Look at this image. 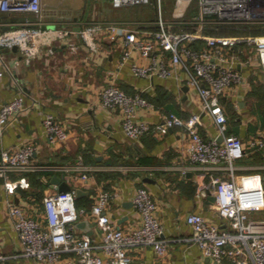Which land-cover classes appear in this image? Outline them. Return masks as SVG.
Masks as SVG:
<instances>
[{
  "label": "built area",
  "instance_id": "2783aa9c",
  "mask_svg": "<svg viewBox=\"0 0 264 264\" xmlns=\"http://www.w3.org/2000/svg\"><path fill=\"white\" fill-rule=\"evenodd\" d=\"M153 0H112L115 7L151 4ZM164 0H157L162 9ZM196 1L200 11L192 17L168 20L160 15L144 22L150 27H131L120 22H95L80 30L83 42L96 46V35L106 32L111 39H120L123 60L131 61V73L136 77L176 76L180 84L188 86L187 95L197 110L188 117L169 112L159 122L142 117L145 109L155 108V102L145 90L129 93L117 83L101 90L103 103L123 114L122 128L129 140H138L148 133L166 134L173 127L184 128L189 138L191 162L210 176L204 186L213 189L222 226L210 222L203 213L187 215L193 234L191 239L204 255L217 263L264 264V218L252 212L264 207V184L252 185L237 178L236 161L247 149L264 150V137L252 139L246 145L243 137L229 132V118L223 96L246 80L259 78L264 82V33L214 34L207 26L228 24L264 27V0H176L177 9ZM42 0H0V48L17 45L27 63L54 41L68 38L69 48L77 52L80 42L71 38L72 30L40 26L38 22L9 26L2 21L4 14H39ZM184 15V12L182 11ZM45 24V23H44ZM190 26V27H188ZM193 26V29H192ZM70 37V38H69ZM148 58L147 63L142 59ZM19 62V61H17ZM11 75L14 95L3 101L0 97V136L11 121L27 108L28 99L37 103L24 82L15 74L0 49V87L6 74ZM42 125L51 144H61L69 137L56 112L41 110ZM213 120L217 134L206 138L200 127L205 115ZM36 146L24 142L3 147L0 151V177L9 194L18 188H29V174L42 170H65L78 173L84 180L102 169L100 165L83 162L68 165H43L34 161ZM73 186V185H72ZM76 187L68 191L56 190L44 196L38 220L19 203L8 201L9 216L22 246L21 255L37 264H130L129 250L149 246L161 257L166 256L169 240L158 215V203L145 186H138L133 194L135 209L141 214V224L130 230L121 228L108 213L113 193L100 189L91 208L79 207ZM94 222L100 240L86 232H79L82 219ZM6 256L0 252V264Z\"/></svg>",
  "mask_w": 264,
  "mask_h": 264
},
{
  "label": "crops",
  "instance_id": "0c3cea01",
  "mask_svg": "<svg viewBox=\"0 0 264 264\" xmlns=\"http://www.w3.org/2000/svg\"><path fill=\"white\" fill-rule=\"evenodd\" d=\"M42 5L37 20L15 18L36 15L31 13L4 14L1 19L8 23L7 27L36 22L40 26L46 23L49 27L61 24L73 31L71 38L80 42V48L73 52L68 38H63L53 42L52 50L48 45L43 47L30 63L23 58L19 48L2 50L6 62L38 102L32 104L28 99L27 108L0 136V151L3 147L31 142L36 146L33 159L39 164L57 166L83 162L103 168L88 181L78 173L73 175L65 170L37 171L44 172L41 177L44 187L35 186L29 178L30 187L18 188L14 194L7 192L4 179L0 177V252L6 256L1 264H37L36 260L21 255L22 246L8 214V201L19 203L28 213L43 220L44 196L59 190L58 184L51 182L55 174L87 192L79 196L87 200H82L79 207L91 208L98 191L109 189L113 197L108 213L125 230L139 226L142 221L132 201L136 188L145 186L151 192L158 203V215L164 225V236L169 240V249L166 256L161 257L152 247L137 246L129 250L130 264H220L204 255L191 239L193 231L187 222L190 212H201L210 222L225 225L218 213L215 192L204 186L210 176H203L202 170L189 158L190 141L184 128L173 127L163 135L152 132L138 140H129L122 128V111L106 107L100 92L111 83H117L129 93L145 90V95L155 102L156 107L145 109L142 117L154 123L169 112L188 117L197 110V103L191 102L188 90L183 89L185 84H180L174 75L134 76L131 61L123 60L121 38L111 39L108 33L101 32L96 35L97 48L94 49L83 42L78 30L79 26L84 28L87 24L109 21L131 27H150L152 24L145 26L144 22L160 15L168 20L182 18L183 8L177 9L176 0L172 7L163 3L162 9L157 3L115 7L112 0H42ZM185 8L188 12L189 8ZM166 13H171V17L168 18ZM142 60L149 61L148 58ZM11 79L7 73L1 83L3 101L14 95ZM254 83L264 84L261 79L252 78L232 87L223 96L229 132L242 136L247 146L252 139L264 137V97L252 95L257 86ZM260 91L263 93L264 88ZM41 110L56 112L69 132L65 142L54 145L48 141ZM200 130L206 138L217 134L208 114ZM236 164L238 179L252 185L264 184L263 149H247V154ZM252 216L264 218V207L252 212ZM89 221L93 224L91 231L77 227L79 232L89 233L95 240H100L97 226ZM223 264L231 262L225 260Z\"/></svg>",
  "mask_w": 264,
  "mask_h": 264
},
{
  "label": "trees",
  "instance_id": "16d2710c",
  "mask_svg": "<svg viewBox=\"0 0 264 264\" xmlns=\"http://www.w3.org/2000/svg\"><path fill=\"white\" fill-rule=\"evenodd\" d=\"M153 3H157V0H153L151 4ZM189 9L188 12H185L186 8H183V12H184V17H192L195 16L197 14H199L200 8L198 6V4L196 3V1H194L193 3L190 4V6H187ZM190 27V26H188ZM191 28V27H190ZM193 29V26H192ZM205 31L206 32H210V33H214V34H237V33H264V27H258V28H249L248 26H233V25H228V24H220L218 26H207L205 27ZM256 84V83H254ZM257 86L254 87V89L252 90L253 93L252 95H262V97H264V92L262 93L260 90L264 88V84H256ZM44 174V172H37V173H30L28 176L29 178L32 180V183L35 186H39L41 188L44 187V183L42 180V175ZM43 193L39 192L38 195L41 196ZM84 200V202H86L87 200L85 199V197H78L77 198V204L80 205L81 201Z\"/></svg>",
  "mask_w": 264,
  "mask_h": 264
},
{
  "label": "water",
  "instance_id": "95a60500",
  "mask_svg": "<svg viewBox=\"0 0 264 264\" xmlns=\"http://www.w3.org/2000/svg\"><path fill=\"white\" fill-rule=\"evenodd\" d=\"M37 17H38L37 15H30V16H21V17L16 16L15 18H20L22 20H37ZM47 26H48V24H46V23L42 25L43 28H45ZM81 29H82V27L79 26L78 30H81ZM0 49L1 50H9L8 47H3V48H0ZM13 50H18V46L17 45L13 46ZM183 89L185 91H187L188 90V86L184 85ZM51 182L55 183V184H58L60 191H68V190L73 189V186L66 179H64L62 176H60L59 174H55L53 176ZM75 189H76V193H77L78 197L83 195V194H85V193H87L82 188H75ZM76 225H77L78 228H82L84 230L89 231L93 224L89 220L84 219V220L79 221Z\"/></svg>",
  "mask_w": 264,
  "mask_h": 264
},
{
  "label": "rangeland",
  "instance_id": "374dc122",
  "mask_svg": "<svg viewBox=\"0 0 264 264\" xmlns=\"http://www.w3.org/2000/svg\"><path fill=\"white\" fill-rule=\"evenodd\" d=\"M166 2V3H165ZM163 3H164V5L166 6H168V7H172V5H173V3H174V0H164L163 1ZM168 9V8H167ZM166 16L168 17V18H170L171 17V13H166ZM88 25V24H87ZM56 27H58V28H65L64 26H62L61 24H56Z\"/></svg>",
  "mask_w": 264,
  "mask_h": 264
}]
</instances>
